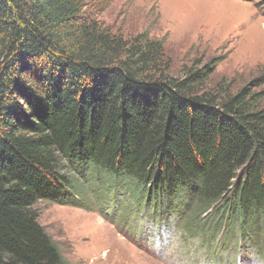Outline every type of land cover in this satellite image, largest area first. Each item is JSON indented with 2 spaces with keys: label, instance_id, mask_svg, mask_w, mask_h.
I'll return each mask as SVG.
<instances>
[{
  "label": "trees",
  "instance_id": "1",
  "mask_svg": "<svg viewBox=\"0 0 264 264\" xmlns=\"http://www.w3.org/2000/svg\"><path fill=\"white\" fill-rule=\"evenodd\" d=\"M83 3L0 0V264H63L36 206L85 207L78 181L93 179L97 201L113 191L104 205L131 199L113 207L121 226L159 220L264 262L261 80L209 88L216 60L172 73L162 39L127 38Z\"/></svg>",
  "mask_w": 264,
  "mask_h": 264
},
{
  "label": "rangeland",
  "instance_id": "2",
  "mask_svg": "<svg viewBox=\"0 0 264 264\" xmlns=\"http://www.w3.org/2000/svg\"><path fill=\"white\" fill-rule=\"evenodd\" d=\"M83 11L127 38L147 33L162 39L173 59L172 73L182 75L185 65L216 60L209 88L227 78L234 91L256 80L262 83L256 91H264V0H84ZM69 173L80 177L78 171ZM78 183L79 194L85 196V191L91 208L47 201L36 206L39 221L58 246L63 264H191L182 258L188 259L185 253L194 244L183 248L179 240L172 244L168 235L165 245H150L160 239L158 224L147 228V245L133 242L129 233L113 223L114 214L108 207L114 204L104 205L113 191L97 201L101 193L95 191L105 189L96 179L88 185ZM122 197L131 205L129 197ZM78 199L86 204L82 197Z\"/></svg>",
  "mask_w": 264,
  "mask_h": 264
}]
</instances>
